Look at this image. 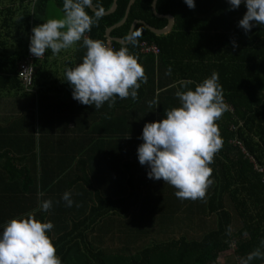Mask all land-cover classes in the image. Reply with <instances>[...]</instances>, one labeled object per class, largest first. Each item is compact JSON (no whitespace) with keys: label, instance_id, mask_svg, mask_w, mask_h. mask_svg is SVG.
Listing matches in <instances>:
<instances>
[{"label":"trees","instance_id":"16d2710c","mask_svg":"<svg viewBox=\"0 0 264 264\" xmlns=\"http://www.w3.org/2000/svg\"><path fill=\"white\" fill-rule=\"evenodd\" d=\"M46 1L38 7L39 13L45 11ZM112 1L93 0V7L105 13ZM128 1L116 0L115 10L100 16L86 35L106 43L105 30L122 20ZM63 2L54 0L62 14ZM152 2L134 0L124 23L109 36L125 40L135 21L163 30L167 20L154 16ZM194 2L190 9L184 0H157L156 13L173 18L167 35L155 36L135 25L132 32H141L135 45L110 42L115 50L128 47L143 67L147 83H141L135 101L117 97L111 109L107 102L100 109L88 105L92 115L86 120V134L64 133L72 118H59L56 125L42 105L50 99L63 104L62 100L37 96L33 133L26 138L29 145L0 149V233L7 221L27 214L51 222L54 227L47 235L62 264H219L230 250L240 264L241 258L260 247L264 25L253 22L247 33L239 27L247 11L245 3L231 9L223 0ZM144 41L157 45L159 54H139V43ZM85 54L80 41L76 65ZM169 68L171 75H166ZM214 71L228 107L216 121L222 147L209 165L212 184L203 199H178L175 188L148 178L149 169L137 155L143 143L140 137L145 123L162 120L167 110L180 106L175 93L183 90L181 82L191 81L188 87L195 90ZM16 74L15 62L0 64V88L19 87ZM154 99L158 104L149 107ZM54 130L57 133L51 136ZM66 191L74 201L71 207L62 200ZM44 200L52 201L47 212L40 208Z\"/></svg>","mask_w":264,"mask_h":264},{"label":"clouds","instance_id":"9594fccd","mask_svg":"<svg viewBox=\"0 0 264 264\" xmlns=\"http://www.w3.org/2000/svg\"><path fill=\"white\" fill-rule=\"evenodd\" d=\"M184 2L190 9L195 8L194 0ZM228 2L231 9H237L242 0ZM244 3L247 11L239 21V27L247 33L253 22L264 25V0H244ZM92 7L93 0H64L61 18L43 20L42 24L32 28L29 51L37 58L49 49L56 55L82 41L86 48L82 63L66 68L64 73L72 88L73 99L83 105H95L96 109L107 102L111 109L117 97L121 100L131 97L135 101L141 83H147V76L127 46L115 50L104 41L86 35L100 19L98 10L89 15L86 9ZM140 36L141 32L134 30L126 40L135 45ZM237 46L233 41V47ZM166 75H171V68ZM191 83L181 82L183 90L175 93L179 107L167 110L162 120L145 123L140 137L143 143L137 149L139 163L149 169L148 178L172 186L176 189L175 196L182 200L203 199L212 184L209 165L222 147L216 121L228 107L215 71L196 84L195 90L188 87ZM148 103L152 107L158 101L154 99ZM62 200L68 207L74 203L68 191ZM51 207V200L40 204L45 212ZM53 227L51 222H40L32 214L7 221L0 233V264H62L47 235ZM261 248H264V239L260 241V247L241 258L240 264L264 260Z\"/></svg>","mask_w":264,"mask_h":264},{"label":"crops","instance_id":"0c3cea01","mask_svg":"<svg viewBox=\"0 0 264 264\" xmlns=\"http://www.w3.org/2000/svg\"><path fill=\"white\" fill-rule=\"evenodd\" d=\"M44 2L45 0H0V64H17L16 61L25 55L30 44L32 28L42 24L43 20L63 16L54 0L46 1L45 11L39 13L38 7L44 6ZM76 47L77 43L56 55L50 49L47 50L45 59L35 64L34 83L30 93L22 91L20 87L0 88V149L10 144L17 149H24L29 145L26 138L33 133L35 100L42 94L62 100L63 104L50 99L42 105L46 106L47 114L56 119V125L59 118H65V121L72 118L68 120L67 131L65 125L61 127L64 133L78 130L79 135L86 134V120L92 114L88 115V105L73 99L72 88L64 75L66 68L76 66ZM8 78L6 76L2 79ZM55 131L51 136L56 135Z\"/></svg>","mask_w":264,"mask_h":264},{"label":"built area","instance_id":"2783aa9c","mask_svg":"<svg viewBox=\"0 0 264 264\" xmlns=\"http://www.w3.org/2000/svg\"><path fill=\"white\" fill-rule=\"evenodd\" d=\"M106 44H108L110 47L113 48L111 43L109 41H106ZM138 52L139 54H153L158 55L159 54V48L157 45L148 43V42H140L138 46ZM46 56V52L42 57L37 58L29 51V46L27 48V51L25 55L22 57L20 61L17 63V74L16 77L19 82V87L24 92H31L33 88L34 83V67L35 64L41 60H44Z\"/></svg>","mask_w":264,"mask_h":264},{"label":"water","instance_id":"95a60500","mask_svg":"<svg viewBox=\"0 0 264 264\" xmlns=\"http://www.w3.org/2000/svg\"><path fill=\"white\" fill-rule=\"evenodd\" d=\"M223 1L226 4H229L228 0H223ZM115 2H116V0H113L112 1V5H111V7H110V9L108 11H106L105 13H101L100 12V16H106V15L111 14L115 10ZM156 2H157V0H153V2H152V11H153V13H154V15L156 17L166 19L167 20V23H168L167 26L163 30H155V29L149 27L148 25H146L144 23L135 21V22H132L131 23V25L129 27V31H128L127 36L132 32V30L135 27V25H143L150 33H152L155 36H163V35H166L167 33H169L171 31V29L173 27V18L171 16H166V17L159 16L156 13V10H155ZM132 3H133V0H129L128 1V4H127V7H126V10H125V13H124V16H123L122 20L119 23L115 24L114 26H112V27H110V28H108V29L105 30L104 37H105V39L107 41H109V42H116V43L122 44V45H124V44H126L128 42V40H126V39L125 40H121V39L111 38L109 36V34H110V32L113 29L121 26L124 23V21H125V19L127 17V14H128L129 7L131 6ZM241 4H244V0H242V3ZM89 10H90V12H92L94 14L97 11L94 7L89 8Z\"/></svg>","mask_w":264,"mask_h":264},{"label":"rangeland","instance_id":"374dc122","mask_svg":"<svg viewBox=\"0 0 264 264\" xmlns=\"http://www.w3.org/2000/svg\"><path fill=\"white\" fill-rule=\"evenodd\" d=\"M74 60H75V56H74ZM232 253H233L232 250L225 252V254L221 257L219 264H237V261L234 259V255Z\"/></svg>","mask_w":264,"mask_h":264}]
</instances>
